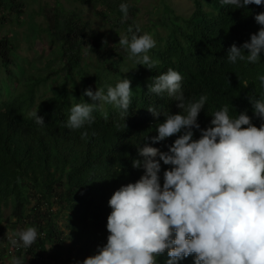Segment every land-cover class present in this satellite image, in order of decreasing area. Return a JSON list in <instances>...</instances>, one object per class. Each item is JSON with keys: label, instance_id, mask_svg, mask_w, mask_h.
Returning <instances> with one entry per match:
<instances>
[{"label": "trees", "instance_id": "obj_1", "mask_svg": "<svg viewBox=\"0 0 264 264\" xmlns=\"http://www.w3.org/2000/svg\"><path fill=\"white\" fill-rule=\"evenodd\" d=\"M97 1L94 14L109 25L110 41L90 26L79 9H67L58 1L54 6L41 7L42 31L58 44L60 66L51 73L60 79L40 100V88L52 74H28L18 89L10 68L15 46L0 28V72H5L10 87L7 90L0 85V222L2 207L11 204V215L17 222L39 232L32 246L20 247L13 254L4 250L1 260L14 256L25 264H51L48 260L52 258L57 264L62 245L69 239L75 251L71 264H77L106 243L111 212L108 200L122 184L140 177L143 169L131 165L137 156L136 144L151 143L150 137L157 134L155 129L164 119L161 116L156 121L147 107L165 113L179 111L176 101L148 92L152 77L172 68L183 76L182 91L187 101L208 97L198 117L202 128L209 125L210 115L225 105L233 107V115L246 110L252 116L249 96L258 98L264 93L257 79L264 74V53L256 64L227 60L233 43L239 46L258 31L254 16L264 7L252 4L233 9L221 5L220 0H193L190 12L177 13L166 0H160L164 13L153 25L166 33L159 36L152 29L147 31L156 41L148 53L155 66L148 69L136 65L119 44V35H131L129 26L135 31L137 24L129 15L134 16L132 11L139 0ZM122 2L129 5L124 22L119 8ZM24 8L20 0H0V12H15L17 18ZM139 28L138 34H144ZM123 78H129L132 87L127 116L105 104L93 111L92 123L78 130L66 128L74 104L93 102L83 95L85 88L95 84L106 93L108 85L115 86ZM36 110L44 119L43 127L29 115ZM252 122L257 127L261 123L254 116ZM195 137H199L198 130ZM175 138L153 146L167 151ZM161 164L162 183L163 170L169 166ZM60 215L65 219L63 230L56 222ZM3 234H7L4 225L0 227ZM49 243L53 251L46 255ZM157 259L158 264H164L166 252ZM180 264H193V256Z\"/></svg>", "mask_w": 264, "mask_h": 264}, {"label": "clouds", "instance_id": "obj_2", "mask_svg": "<svg viewBox=\"0 0 264 264\" xmlns=\"http://www.w3.org/2000/svg\"><path fill=\"white\" fill-rule=\"evenodd\" d=\"M233 9L248 5L264 7V0H220ZM122 22L128 18L129 5H119ZM254 20L258 31L237 46L233 43L227 60L256 64L264 53V11ZM130 36H120L119 44L136 65L153 69L148 55L156 46L149 33L138 34V25L129 26ZM106 44L107 41L105 40ZM264 88V74L258 75ZM183 76L169 68L151 78L148 92L166 95L176 101L178 112H162L149 106L147 110L158 123L151 143L136 144L137 156L132 168L143 169L134 182L122 184L108 200L106 243L98 245L95 254L77 264H158V257L167 254L164 264H180L193 256V264H264V93L249 96L252 116L247 111L231 114L225 105L213 112L209 125L201 127L198 117L208 97L187 101L182 91ZM84 101L70 108L66 128L81 129L92 123L94 110L110 104L128 114L132 103L129 78L104 88H85ZM98 101V103H97ZM35 123L45 125L38 110L29 114ZM125 116V117H126ZM253 116L261 121L254 124ZM199 137H195V131ZM167 151L153 146L173 137ZM169 166L163 170L162 164ZM11 245L29 248L38 239L36 227L16 233ZM15 251L12 252V254ZM12 264H25L15 258Z\"/></svg>", "mask_w": 264, "mask_h": 264}, {"label": "rangeland", "instance_id": "obj_3", "mask_svg": "<svg viewBox=\"0 0 264 264\" xmlns=\"http://www.w3.org/2000/svg\"><path fill=\"white\" fill-rule=\"evenodd\" d=\"M24 4L23 13L17 18L15 12L7 13L6 11L0 12V28L1 33L7 34L9 39L15 46V50L11 52V58L13 63L10 65L12 72L17 79L16 87L20 89L22 78L28 74L33 75H45L47 73L55 72L60 66L58 58V44L45 32L42 31V27L45 26L44 18L40 14L42 6H54L58 1L67 9H79L83 17L90 22V26L98 33L103 35L106 40H109L110 27L104 23L99 17L94 14V4L98 3L97 0H20ZM169 5L178 13H188L193 8V0H166ZM136 10L132 11L134 16L129 17L136 22L138 26L142 28L144 33L152 29L159 36L165 35V30L161 27H154L153 23L158 21L162 17L160 0H139L136 3ZM150 27V28H148ZM152 35V34H151ZM86 61L87 58H85ZM126 63H129L128 59ZM52 77L49 78L46 86L40 88L38 100L50 93L51 88L60 79V76L55 73H51ZM0 85H3L10 90V87L5 79V72H0ZM109 86V85H108ZM93 91L97 86L92 84L90 86ZM98 103V101H97ZM12 205L3 206L1 211V226L7 227V234L0 235V253L4 250L8 252L11 240L14 237H18L16 233L25 229V224L12 215ZM57 224L60 229H64L65 219L63 215H60L57 219ZM13 223L14 225L10 224ZM13 232V233H11ZM66 232V231H65ZM9 234V235H8ZM51 244L47 245L46 255L52 253ZM20 248V247H19ZM8 254V253H7ZM73 245L69 239H66L60 250V257L56 260L57 264H71L73 262ZM15 259L14 256L12 260ZM6 264H10L9 258L4 260ZM51 264H54V260L51 258L48 260ZM1 264V261H0Z\"/></svg>", "mask_w": 264, "mask_h": 264}, {"label": "built area", "instance_id": "obj_4", "mask_svg": "<svg viewBox=\"0 0 264 264\" xmlns=\"http://www.w3.org/2000/svg\"><path fill=\"white\" fill-rule=\"evenodd\" d=\"M13 239H17V237H14ZM18 240V239H17ZM19 249V246H14L12 245L11 249H10V253H12L13 251H16Z\"/></svg>", "mask_w": 264, "mask_h": 264}, {"label": "crops", "instance_id": "obj_5", "mask_svg": "<svg viewBox=\"0 0 264 264\" xmlns=\"http://www.w3.org/2000/svg\"><path fill=\"white\" fill-rule=\"evenodd\" d=\"M7 258H8V257H7ZM5 259H6V258H4V260H5ZM4 260H1V259H0V261H1V264H3V263H4V264H6V263L4 262ZM9 261H10V264H12V261H13V260H12V258H11V257L9 258Z\"/></svg>", "mask_w": 264, "mask_h": 264}]
</instances>
